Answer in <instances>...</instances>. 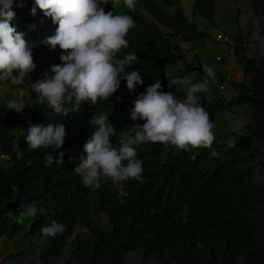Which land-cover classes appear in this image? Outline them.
<instances>
[{"label":"trees","instance_id":"1","mask_svg":"<svg viewBox=\"0 0 264 264\" xmlns=\"http://www.w3.org/2000/svg\"><path fill=\"white\" fill-rule=\"evenodd\" d=\"M215 4L216 0H193L194 12L212 29L217 28L213 22ZM249 5L259 18L260 33H264V0H249ZM34 7V0H23L22 7L14 5L15 16L10 22L24 32L32 48L36 64L33 83L51 65L59 64L62 54L58 46L51 50L40 43L54 34L57 25L44 18L38 7L32 15ZM103 7L106 12L128 14L135 20V28L126 37L129 47L118 57L135 53L140 62L133 65L143 75L151 66V80L132 92L126 87L119 100L112 96L95 105L83 102L67 117L37 103V94L30 89L23 97L22 119H18L14 110L6 108L12 96L5 95L0 104V153L7 157L0 163V246L28 240L30 248L39 245L41 264H124L131 252L136 254L129 257L133 264H147L151 258L158 264H264V44L256 59L247 56L241 32L231 37L227 45L240 57L237 65L241 66L242 82L227 80L218 70L215 92L198 94L214 124L211 148L185 152L159 143L139 145L142 181L114 184L109 180L92 190L73 169L79 157L86 155L83 145L94 131L90 127L93 113H111L114 144L121 132L134 134L132 126L143 121L130 119L127 102L133 106L156 79L161 81V91L183 100V87L169 88L167 79L190 76L193 82H200L206 75L199 57L190 59L175 50L176 40L201 46V40H213L211 34L197 29L195 17L186 18L179 0H137L135 12L123 4L115 9L111 3ZM177 61H183V71L176 68ZM3 83L0 81V86ZM224 90L233 93L230 100L225 99ZM242 106L247 107L251 121L245 124V136L234 137L237 146L229 148L225 141L234 136L235 120L220 122V117ZM59 122L66 130L61 149L64 163L45 167L48 150H30L24 136L33 124ZM212 149L221 153L220 158H211ZM21 203L35 204L39 210L22 223L17 222ZM185 205L186 220L179 215ZM98 214L104 215V223L94 222L93 216ZM53 221L65 225V231L54 238L44 237L40 228ZM24 255V251H13L2 262L17 261Z\"/></svg>","mask_w":264,"mask_h":264},{"label":"clouds","instance_id":"2","mask_svg":"<svg viewBox=\"0 0 264 264\" xmlns=\"http://www.w3.org/2000/svg\"><path fill=\"white\" fill-rule=\"evenodd\" d=\"M34 3L44 18H50L57 25L54 34L40 43L51 50L58 46L62 53L60 63L51 65L33 83L36 64L32 48L25 40L24 32L17 31L10 23L15 16L13 6L22 7L23 0H0V81L20 86L26 79H32L28 87L37 94V103L46 104L62 117L77 112L83 102L95 105L98 100H108L112 96L119 100L121 93L126 94V87L132 92L137 85L150 82L151 66L143 75L137 65H133L140 62L139 56L129 53L118 57L122 49L129 47L126 37L135 28V20L128 14L106 12L103 7L111 3V8L115 9L123 4L129 12H135L137 0H34ZM36 7L31 9L32 15L36 14ZM175 66L180 71L185 68L183 61H177ZM203 71L206 75L200 82H193L190 76L167 79L169 88L183 87L186 93L183 100L171 92L161 91V81L156 79L137 96L133 106L127 102L130 119L143 123L132 126L134 134L121 132L116 144L112 140L116 130L109 120L111 113L94 112L90 119L94 131L83 145L86 155L79 157V164L73 169L83 184L96 190L109 180L114 184L129 179L142 181L143 161L137 159L136 149L145 143H159L185 152L211 148L215 140L214 124L198 94L206 92L217 78L209 65L204 64ZM224 93L225 99L230 100L233 93H226V90ZM6 108L21 113L24 107L12 99L7 101ZM244 127L245 121L240 119L233 124L234 136L225 141L227 147L237 146L234 137L245 136ZM65 136V127L59 122L33 124L27 128L24 137L30 150H48L44 166L50 167L64 163L65 152L61 149ZM210 156L217 159L221 153L212 149ZM17 211V222L22 223L25 218L36 216L39 210L35 204L21 203ZM179 215L187 219V205ZM64 231L65 225L55 221L40 228L44 237L54 238Z\"/></svg>","mask_w":264,"mask_h":264},{"label":"rangeland","instance_id":"3","mask_svg":"<svg viewBox=\"0 0 264 264\" xmlns=\"http://www.w3.org/2000/svg\"><path fill=\"white\" fill-rule=\"evenodd\" d=\"M180 6L187 19L191 20L192 16L196 18L194 24L199 30H205L207 33L213 36V40L204 39L201 40L203 45L196 43H181L176 40L175 50L179 53L187 55L190 59L199 57L203 64H207L212 67L215 72L223 71L227 80L240 83L243 80V76L239 73L238 61L240 57L233 51H230L227 43L229 44L231 37L238 35L241 32L243 36L244 44L247 48L246 54L248 57L260 58L262 55L264 44V33H260L259 30V18L251 10L249 0H216L215 15L213 22L217 25V28L207 27L204 20H202L195 12L193 8V0H179ZM216 41V42H215ZM230 45V44H229ZM230 47V46H229ZM231 48V47H230ZM232 50V48H231ZM220 58V61L218 60ZM215 59V61H213ZM224 60V63L222 62ZM32 83L29 80H25L23 85H12L9 82H4L0 87V104L4 102L5 95L9 93L13 99H16L23 106V97L29 94ZM209 93L215 92V85L212 84L207 90ZM233 96V95H232ZM236 109V108H235ZM17 118L22 119L21 113H17ZM227 117V118H226ZM225 116L220 117L221 121H231L238 119L245 121V124L251 121L249 111L247 107L242 106L239 109H231ZM228 118L230 120H228ZM16 137L19 133H16ZM7 157L0 153V163L2 160H6ZM9 166V165H7ZM94 222H105L106 218L103 214L93 216ZM107 228V225H105ZM28 240L16 243H6L4 246H0V264H41L39 261L40 247L39 245L33 248L28 247ZM13 251H24L25 255L21 259L9 263H3L2 259ZM136 255L135 252L128 253L125 257L124 264H133L129 261V257ZM147 264H158L155 258H151Z\"/></svg>","mask_w":264,"mask_h":264}]
</instances>
